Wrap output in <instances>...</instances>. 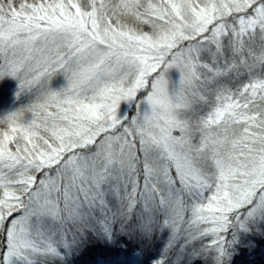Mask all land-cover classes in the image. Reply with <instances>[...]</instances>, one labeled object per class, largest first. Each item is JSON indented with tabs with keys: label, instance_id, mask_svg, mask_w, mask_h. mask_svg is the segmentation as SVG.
Here are the masks:
<instances>
[{
	"label": "snow or ice",
	"instance_id": "6c2138e0",
	"mask_svg": "<svg viewBox=\"0 0 264 264\" xmlns=\"http://www.w3.org/2000/svg\"><path fill=\"white\" fill-rule=\"evenodd\" d=\"M5 77L34 99L0 115V264L157 229L233 264L264 236V0H0Z\"/></svg>",
	"mask_w": 264,
	"mask_h": 264
},
{
	"label": "rangeland",
	"instance_id": "374dc122",
	"mask_svg": "<svg viewBox=\"0 0 264 264\" xmlns=\"http://www.w3.org/2000/svg\"><path fill=\"white\" fill-rule=\"evenodd\" d=\"M144 31H148V26H142ZM54 84L59 86L62 84V78H55ZM19 89L18 81L11 77H5L3 79H0V115L6 114L10 111L15 110L16 108L20 107L21 104H27L29 102H32L34 99V95L27 94L23 97V99L18 100L17 99V92ZM121 108L123 111L128 113L129 115H132L135 113L134 109H129L126 104H122ZM187 219V214H186ZM184 227L183 225L181 226ZM131 240L134 239H143L144 241H148L149 243H154V256H160L162 251H167V255L169 258V264H178L180 261V255L181 252V246L185 244L186 240V234L181 231L180 233H177L175 237L173 238L171 230L168 229H157L154 234L145 239L142 236L138 234H133L129 237ZM118 242L112 243L110 245L105 246L102 241H97L95 239L90 240L88 246L86 249L80 253L77 254L76 257L72 258L73 264H79L80 261H83L84 259L88 258L89 252L92 251V253H95V255L99 256L100 259H102V262H106L107 259L110 260L111 264H144L146 262V259L143 257V253L141 251H135L133 256H130V258L126 257V253L128 252V248L124 246H119L118 243L121 240L119 238V235L116 238ZM246 240H251L252 243L250 246H245L241 248L236 256L233 258V263L241 264V262L244 264L249 261L251 258H256L262 256L264 254L263 248H264V236L256 235L253 237L245 238ZM171 240V247L166 248L167 245H169V242ZM102 244V245H101ZM102 247L104 252L94 250L95 247ZM196 246H199V243L197 242ZM259 250L261 253L257 256L253 254L252 250ZM255 253V252H254ZM151 254V253H150ZM251 255V256H250ZM243 256L244 258L242 260L244 261H238L239 257L241 258ZM250 256V257H249ZM150 259V258H149ZM152 261L150 259V264H152ZM183 264H188L187 259L185 258L183 261ZM199 264V262H197Z\"/></svg>",
	"mask_w": 264,
	"mask_h": 264
},
{
	"label": "trees",
	"instance_id": "16d2710c",
	"mask_svg": "<svg viewBox=\"0 0 264 264\" xmlns=\"http://www.w3.org/2000/svg\"><path fill=\"white\" fill-rule=\"evenodd\" d=\"M129 237L130 236H127L124 239H121L119 241L118 245L119 246L122 245V246H125V247H127L129 249H133V250L134 249L140 250L143 253V255H144L143 257L146 259V264H150V259L153 260L154 258L159 257V255L158 256H154V252H152L153 251V248H154V246H153L154 243H149L148 241H144L143 239H140V240L139 239L131 240L132 238L130 239ZM93 249L94 250H97V251L104 252V250L102 249V247H99V246H97V247H95ZM91 252H89V254L92 255V256L89 255V258L90 259L92 258V260H94L95 257L93 255V253H91ZM79 264H85V261H80Z\"/></svg>",
	"mask_w": 264,
	"mask_h": 264
},
{
	"label": "bare ground",
	"instance_id": "6f19581e",
	"mask_svg": "<svg viewBox=\"0 0 264 264\" xmlns=\"http://www.w3.org/2000/svg\"><path fill=\"white\" fill-rule=\"evenodd\" d=\"M263 252H264V248H263ZM264 255V254H263ZM251 256V255H250ZM249 256V257H250ZM242 264V263H241ZM244 264H264V256L262 257H256L255 259L254 258H251L249 259V261H247V263L244 262Z\"/></svg>",
	"mask_w": 264,
	"mask_h": 264
}]
</instances>
